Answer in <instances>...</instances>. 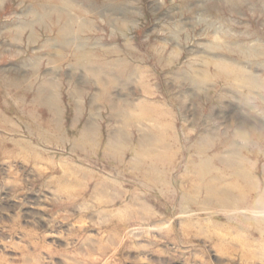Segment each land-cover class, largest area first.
<instances>
[{"label": "rangeland", "instance_id": "374dc122", "mask_svg": "<svg viewBox=\"0 0 264 264\" xmlns=\"http://www.w3.org/2000/svg\"><path fill=\"white\" fill-rule=\"evenodd\" d=\"M264 0H0V264H264Z\"/></svg>", "mask_w": 264, "mask_h": 264}, {"label": "clouds", "instance_id": "9594fccd", "mask_svg": "<svg viewBox=\"0 0 264 264\" xmlns=\"http://www.w3.org/2000/svg\"><path fill=\"white\" fill-rule=\"evenodd\" d=\"M258 210L255 213L256 215L264 216V195L261 196L257 201Z\"/></svg>", "mask_w": 264, "mask_h": 264}]
</instances>
